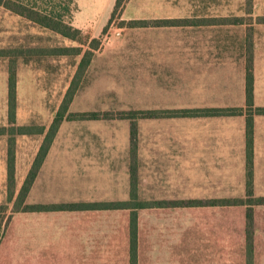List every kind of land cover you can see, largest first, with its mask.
<instances>
[{
  "label": "rangeland",
  "instance_id": "rangeland-1",
  "mask_svg": "<svg viewBox=\"0 0 264 264\" xmlns=\"http://www.w3.org/2000/svg\"><path fill=\"white\" fill-rule=\"evenodd\" d=\"M25 1L30 5H37V8L44 13H50L67 24L70 23L82 34L79 41H74L0 7V50L8 51L9 55L8 58L0 57V128L10 129L13 126L9 121V81L14 70L16 80V123L14 126H28L34 129L44 127L46 130L44 134L16 135L13 146L12 136L0 135V207L6 208V213L0 214L2 229L0 249L7 241L5 236L10 227L16 226L19 230L22 228L23 219H18V217H21L23 212H15V202L85 52L90 51L92 59L70 106L71 113L111 112L117 114L123 111L151 110L152 105L158 104V100L153 101L150 90H145L141 83L150 81L151 71L156 70L149 67L151 61L158 59L157 52L150 47L151 40L165 35L167 31L162 27L163 30L157 31L154 27L128 29L119 26L135 20L155 21L150 17L160 15L164 13L163 11L170 13L186 11L184 0H126L118 9L116 8L117 0ZM193 8L194 11L202 12L207 16L216 15L217 19L242 18L246 22L244 25H229L223 28L224 51L231 49L228 39L231 44L237 41L239 61L244 60L247 54L248 29H252L254 46L264 43V24L258 23L260 19H264V0H251L250 4L248 0H203L202 3L193 4ZM160 37L163 38V36ZM95 40L99 41L98 46L93 43ZM76 47H83V52L79 56L50 54V51ZM173 102L179 103V101ZM150 122L152 121H139L141 135L150 134L149 127L142 128V126L150 125ZM170 122L184 123L183 120H170ZM130 125L131 123L126 120L64 121L34 183L33 188L36 190L31 197L29 196L30 199L28 197L27 204H72L77 199L88 203H96L98 200L111 201L105 199L116 198H125L130 201L131 197L122 195V190H119L115 183H111V188L107 187L108 190L103 188L105 186H97L100 190L90 189L88 181H80L81 184L74 183L73 185L71 183L74 173L87 172L88 167L91 172L111 168L116 171L119 179L122 178V174L130 171L128 167ZM10 148L15 151V187L17 190L12 202L8 200ZM147 168L150 171V165H147ZM144 172L147 173L148 169ZM97 175L103 176L99 172ZM144 183L141 177L140 194L135 204L152 197L150 186H145ZM261 184L259 182L258 191L255 192L256 197H262L264 194V187ZM230 191L240 192L238 188H224V197L229 196L228 198L235 199V195L227 194ZM156 197L155 194L154 198ZM173 197L178 198L175 194ZM192 197L197 196L192 195ZM240 197L245 198L246 196ZM115 201L119 202V199ZM83 211V209L43 211L51 213L30 217L25 224L33 225V222H36L34 224L36 231L45 234L43 235L45 238L39 241V244L45 247L43 251L55 256L57 260L68 262L71 259H78L79 254H91V248L86 239L71 230L70 221L74 218L72 212L81 213ZM103 211L106 210L103 209ZM197 211L169 213L171 218L180 225L169 230L164 226H159L161 225L159 223L152 225L156 229L150 228L151 210H119L114 211L113 213L116 214L112 213L110 218L113 221V219H121L122 215L126 214L130 225L131 214L136 212L137 219L142 217L148 221L142 235L159 234L166 239L169 235L176 234L177 231L181 233L184 221L206 216L203 212L197 213ZM61 212L62 214H53ZM37 214L44 213L37 212ZM117 214L120 215L117 216ZM159 214L163 215L162 212ZM244 214L245 208L224 210L222 213L223 228L227 226L236 228L238 218L241 217L242 220L245 218ZM153 216L155 219L161 218L157 215ZM255 220V254L259 261L258 264H264V207L255 208ZM114 230L112 225L111 232ZM125 231L131 243L130 227L128 226ZM165 239L152 243L146 238L143 244L144 251L151 253L154 249L158 252L161 246L166 244ZM175 242L179 241L175 240ZM235 243H238V238L232 237L230 247L233 251L236 247ZM31 245H34V241ZM225 247L226 244H224V249ZM48 254L44 256V259L49 258Z\"/></svg>",
  "mask_w": 264,
  "mask_h": 264
},
{
  "label": "crops",
  "instance_id": "crops-1",
  "mask_svg": "<svg viewBox=\"0 0 264 264\" xmlns=\"http://www.w3.org/2000/svg\"><path fill=\"white\" fill-rule=\"evenodd\" d=\"M202 2L203 0H184L186 11L182 13L163 11L164 13L154 15L150 19L198 21L202 18H218L216 15L207 16L192 9L193 4ZM154 28H157V31L164 29L167 33L160 35L163 38L159 36L156 40H151L150 47L157 52L158 59L151 61L149 67L156 70L151 71L150 81L141 83L145 90H150L151 99L158 100V104L152 105L151 110L247 109L246 56L244 60H238L237 41L231 44L230 39L228 41L231 49L224 51V26ZM257 107H264V43L254 46V109ZM141 120L152 122L150 125L142 126V128L149 127L150 134L146 136L141 135L140 120L137 124L138 198L141 177L145 181L144 185L150 186L152 190V197L144 202L184 203L192 200L233 199L228 198L229 196L224 197V188H238L240 192H227L228 195H235V199L242 198L240 197L242 195L246 196V115ZM170 120H183L184 123H173ZM253 140L254 192H256L259 182L264 187V115H257L254 118ZM128 163L130 167V152ZM147 165H150V171ZM145 169H148L147 173L144 172ZM89 170L90 167L87 172L74 173L71 179L72 185L80 181H88L90 189L100 190L97 186H105L103 188L108 190L111 188V183H115V186L122 190V195L130 197V171L122 174V178L119 179L116 171L111 168L97 172ZM98 172L103 176H98ZM35 190L32 188L28 197H31ZM155 194L156 198H154ZM174 194L178 198H174ZM118 199L119 202L128 201L125 198H116L105 199L111 201L98 200L96 203L116 202L115 200ZM72 204L91 203L77 199ZM237 208H245L246 211V207L243 206L185 204L156 205L153 208L140 209V211L151 210L152 217L149 221L151 229H156L152 226L155 223L161 224L159 226H164L167 230L180 226L169 215L172 211L198 210L197 213L203 212L206 216L184 221L181 233L177 231L166 239L159 234L142 235L148 221L142 217L138 218L137 264H246V253L243 251L246 245V218L242 220L241 217L238 218L236 228L235 226L223 228L224 210ZM83 210L81 213L72 212L74 218L70 221L71 230L86 239L91 254H79L78 259L66 262L45 253L43 251L45 247L39 244L40 239L45 238L43 236L45 234L36 231L34 225L36 222H33V225L25 223L30 217L47 215L51 212H41L44 214L23 212L22 216L18 217L23 219L22 228L19 230L16 226L10 227L6 232L7 235L5 234L7 241H2L4 243L0 249V264H129L130 239L125 230L130 225L126 214L122 215L121 219L112 221L110 216L114 211L119 210ZM53 214H62V212ZM153 215L161 218L155 219ZM105 216L107 218H104ZM112 225L115 229L113 232H111ZM157 231L159 232L158 229ZM232 237L238 238L234 250L236 253L230 247ZM146 238L152 243L165 239L166 244L161 246L158 252L153 249L151 253H146L143 249ZM175 240L179 242L176 243ZM32 241L34 245H31ZM224 244H226L225 249ZM34 247L36 249H33ZM46 254L50 255L48 259H44ZM258 262L255 254L254 264Z\"/></svg>",
  "mask_w": 264,
  "mask_h": 264
},
{
  "label": "trees",
  "instance_id": "trees-1",
  "mask_svg": "<svg viewBox=\"0 0 264 264\" xmlns=\"http://www.w3.org/2000/svg\"><path fill=\"white\" fill-rule=\"evenodd\" d=\"M25 1V0H24ZM23 0H0V7L19 15L30 22L52 30L62 36L71 38L74 41H79L81 31L75 29L65 21L58 19L56 16L50 13H44L37 8V5H30ZM126 0H117L116 8L118 9L123 5ZM251 0H248V4ZM115 15V12H114ZM246 22L242 18H221V19H202L198 21L193 20H155V21H130L129 23H122L120 28H146V27H185V26H229V25H244ZM259 24H264V19H260ZM111 24V20L109 25ZM107 28L105 29L106 32ZM250 32V33H249ZM250 34V35H249ZM99 41H93L97 46ZM97 46L95 48H97ZM83 47H76L71 49H61L50 51L52 55H81ZM10 53V52H9ZM14 53V52H13ZM246 97H247V109L244 108H212V109H196V110H148V111H123L117 114L111 112H87V113H71L70 106L80 88V83L83 75L88 69L91 63V53L85 52L77 73L73 78L64 100L60 106L59 111L56 113L54 121L45 137L39 153L35 159L33 167L28 174L23 186L18 194V198L15 202V212H43V211H56V210H78V209H90V210H139L153 208L158 206H200V205H212L221 207L230 206H243L246 207V245L245 256L246 264H254L255 257V208L264 206V197H256L254 192V118L257 115H264V107H257L254 109V41L252 29H248L246 38ZM0 57L8 58V51L0 50ZM13 69V67H12ZM9 121L13 125L10 129L6 127L0 128V135L9 134L12 136V146L14 144L16 135H38L44 134L45 128H35L28 126L15 127L16 123V80L14 70L11 73L9 81ZM246 115V146H247V163H246V197L239 199H219L211 201H199L192 200L188 202H173V203H151V202H138L137 200V142H138V121L141 119H158V118H184V117H228V116H240ZM101 120H126L131 123L130 133V178H131V192L130 201L127 202H106V203H91V204H61V205H28L26 204L27 197L36 182L38 174L46 160L49 150L52 146L54 138L58 133L62 123L64 121H101ZM10 131V132H8ZM12 131V133H11ZM15 151L10 148L9 151V193L8 200L12 202L16 195L15 187ZM6 213V208L0 207V214ZM10 220V219H9ZM0 227V232H1ZM131 230V243H130V260L129 264H137V232H138V219L137 213L132 212L130 219Z\"/></svg>",
  "mask_w": 264,
  "mask_h": 264
}]
</instances>
